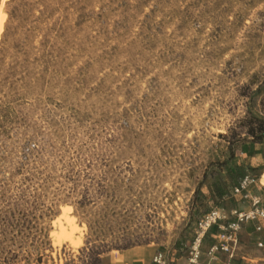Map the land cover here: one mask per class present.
Returning a JSON list of instances; mask_svg holds the SVG:
<instances>
[{
  "label": "rangeland",
  "instance_id": "obj_1",
  "mask_svg": "<svg viewBox=\"0 0 264 264\" xmlns=\"http://www.w3.org/2000/svg\"><path fill=\"white\" fill-rule=\"evenodd\" d=\"M249 115L264 0H0V264H188L204 213L250 202L210 197L231 154L264 193ZM218 233L197 264H229Z\"/></svg>",
  "mask_w": 264,
  "mask_h": 264
},
{
  "label": "built area",
  "instance_id": "obj_2",
  "mask_svg": "<svg viewBox=\"0 0 264 264\" xmlns=\"http://www.w3.org/2000/svg\"><path fill=\"white\" fill-rule=\"evenodd\" d=\"M254 180L249 176L245 177L237 187L233 189L234 196H240L241 200H250L247 207L243 209H231L226 215V210L214 208L208 211L196 223V239L190 247L188 264H197L200 258V246L205 236L213 229L219 230L217 243L213 245L209 254L223 252L232 260L240 243L239 233L243 227L252 225L256 234L264 233V196L253 195L249 190ZM257 246L264 249V239H259ZM153 264H169L166 254L157 253L153 258ZM231 264V263H230Z\"/></svg>",
  "mask_w": 264,
  "mask_h": 264
},
{
  "label": "trees",
  "instance_id": "obj_3",
  "mask_svg": "<svg viewBox=\"0 0 264 264\" xmlns=\"http://www.w3.org/2000/svg\"><path fill=\"white\" fill-rule=\"evenodd\" d=\"M245 127H246V134L250 138V144H263L264 142V117L259 115H249L245 119ZM251 167V160L250 158H245L243 162L236 161L234 154L230 155L229 162L226 166L227 177L231 183L230 187H227L221 181L216 182L213 186V191L211 192V198L216 201H225L229 195H232V191L235 187L239 185V183L247 176L248 168ZM215 205V204H214ZM216 207V206H215ZM222 208L226 210L224 207H216ZM208 212V211H207ZM206 212V213H207ZM204 213V215L206 214ZM203 215V216H204ZM244 229V227H243ZM239 233V240L242 242V232ZM253 229V228H252ZM216 228H213L210 232L215 231ZM209 232V233H210ZM208 233V234H209ZM205 236V238L208 236ZM251 235H255V230L251 231ZM178 253V252H177ZM177 258V254L175 255ZM231 264H241V260L232 259L230 260ZM172 264V263H171Z\"/></svg>",
  "mask_w": 264,
  "mask_h": 264
},
{
  "label": "crops",
  "instance_id": "obj_4",
  "mask_svg": "<svg viewBox=\"0 0 264 264\" xmlns=\"http://www.w3.org/2000/svg\"><path fill=\"white\" fill-rule=\"evenodd\" d=\"M258 195L264 196L263 192H259ZM261 237L264 239V233L260 234ZM260 238V239H262ZM241 249H243V253L240 256L235 255V259L241 260V264H264V249L259 248L255 245H245L239 243ZM137 257H132L131 264H141L139 259L136 260ZM179 262V260H177ZM116 264H126L125 260H122ZM142 264H153V259L150 257L149 261H146ZM230 264V260H229Z\"/></svg>",
  "mask_w": 264,
  "mask_h": 264
},
{
  "label": "bare ground",
  "instance_id": "obj_5",
  "mask_svg": "<svg viewBox=\"0 0 264 264\" xmlns=\"http://www.w3.org/2000/svg\"><path fill=\"white\" fill-rule=\"evenodd\" d=\"M70 245H71V247L74 249V252L78 250V248H77L75 242L71 243Z\"/></svg>",
  "mask_w": 264,
  "mask_h": 264
},
{
  "label": "clouds",
  "instance_id": "obj_6",
  "mask_svg": "<svg viewBox=\"0 0 264 264\" xmlns=\"http://www.w3.org/2000/svg\"><path fill=\"white\" fill-rule=\"evenodd\" d=\"M77 231H79V229H77ZM53 236L56 237L57 234L56 233H53ZM68 238H71V237H68ZM57 242H59V240ZM75 243L79 244V241H75Z\"/></svg>",
  "mask_w": 264,
  "mask_h": 264
}]
</instances>
